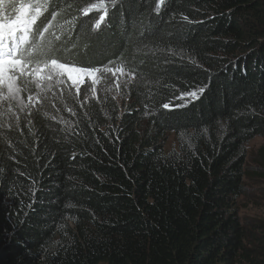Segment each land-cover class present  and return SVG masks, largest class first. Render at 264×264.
Returning <instances> with one entry per match:
<instances>
[{
  "label": "trees",
  "instance_id": "obj_1",
  "mask_svg": "<svg viewBox=\"0 0 264 264\" xmlns=\"http://www.w3.org/2000/svg\"><path fill=\"white\" fill-rule=\"evenodd\" d=\"M101 3L96 28L100 14L83 10ZM41 9L30 40L66 63L120 64L134 76L131 104L106 95L107 107L76 105L68 122L48 107L0 119V264H264V220L245 224L238 208L245 145L264 136V0ZM1 14L0 27L15 21ZM53 14L66 17L59 44L47 43L52 26L37 34ZM255 162L264 179V146Z\"/></svg>",
  "mask_w": 264,
  "mask_h": 264
},
{
  "label": "rangeland",
  "instance_id": "obj_2",
  "mask_svg": "<svg viewBox=\"0 0 264 264\" xmlns=\"http://www.w3.org/2000/svg\"><path fill=\"white\" fill-rule=\"evenodd\" d=\"M46 0H39L40 7ZM28 2V0H26ZM33 4L37 0H31ZM103 4V3H102ZM24 0H0V14H15L18 20L23 14ZM90 10L97 11L100 16H105L106 6L100 5ZM6 17V16H4ZM66 18L60 15L53 20L51 32L46 36L47 43H60L63 39L59 33H65L62 29V20ZM54 32L57 35H54ZM56 53V48L49 50V57ZM58 60V59H56ZM61 63H66L58 60ZM76 65V64H73ZM113 65V64H112ZM84 69H100L96 73L97 80L93 82L90 77H85L83 83L74 85L72 81L64 77H53L50 80L41 81L35 76L30 79L22 77V89L13 90L6 81H0V119L4 124H15L21 119H28L33 110L39 109L42 113H47L48 107L51 109V117L55 120L64 119L68 122L70 115H74V108L78 105L82 111L90 106V102H99L104 106L106 95H110V101L119 108L126 107L131 101L125 97L126 89L133 83L134 76L124 69L120 64L114 67H82ZM108 69H112L109 71ZM122 70V71H120ZM77 88L79 91H77ZM121 113V111H119ZM165 144L168 150L178 148V140L175 133H169L165 137ZM264 146V136H257L245 145L247 154V166L249 167L248 177L245 179V192L238 200L239 214L245 224L255 223L264 220V179L255 178L251 168L256 166V156L258 150Z\"/></svg>",
  "mask_w": 264,
  "mask_h": 264
},
{
  "label": "snow or ice",
  "instance_id": "obj_3",
  "mask_svg": "<svg viewBox=\"0 0 264 264\" xmlns=\"http://www.w3.org/2000/svg\"><path fill=\"white\" fill-rule=\"evenodd\" d=\"M164 3L165 0H157V11ZM100 7L103 8L102 3ZM94 8L95 6H93ZM89 11L88 8L83 10L85 14ZM41 14L39 0L35 4L31 0L28 2L24 0L23 14L20 19L0 27V81L8 82L13 90L22 89V77L30 79L35 76L41 81L50 80L53 77H64L72 81L74 85H80L85 77H90L93 82H96V73L100 69H84L73 64L61 63L56 59H45V57H49L51 45L43 47L30 40L32 28ZM52 18L55 19V14ZM104 18V15L99 17L95 24L96 28H99ZM183 19L188 20L187 17H183ZM51 26V22H49L42 29H37V34L42 38L43 33L47 32ZM108 70L112 71V69ZM77 91H79L78 88ZM199 91L202 93L204 89ZM191 96L197 97V93L192 92ZM163 107L168 109L169 105Z\"/></svg>",
  "mask_w": 264,
  "mask_h": 264
},
{
  "label": "bare ground",
  "instance_id": "obj_4",
  "mask_svg": "<svg viewBox=\"0 0 264 264\" xmlns=\"http://www.w3.org/2000/svg\"><path fill=\"white\" fill-rule=\"evenodd\" d=\"M1 16H0V23L1 22H7V21H9V19L7 18V17H4V15L3 14H0Z\"/></svg>",
  "mask_w": 264,
  "mask_h": 264
}]
</instances>
